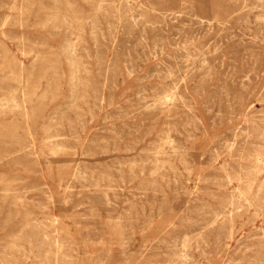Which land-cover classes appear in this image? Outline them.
I'll return each mask as SVG.
<instances>
[{
  "label": "rangeland",
  "instance_id": "obj_1",
  "mask_svg": "<svg viewBox=\"0 0 264 264\" xmlns=\"http://www.w3.org/2000/svg\"><path fill=\"white\" fill-rule=\"evenodd\" d=\"M263 161L264 0H0V264H264Z\"/></svg>",
  "mask_w": 264,
  "mask_h": 264
},
{
  "label": "bare ground",
  "instance_id": "obj_2",
  "mask_svg": "<svg viewBox=\"0 0 264 264\" xmlns=\"http://www.w3.org/2000/svg\"><path fill=\"white\" fill-rule=\"evenodd\" d=\"M93 1V0H92ZM99 1V0H98ZM15 5V4H14ZM24 6V5H23ZM97 6V5H96ZM100 6V5H99ZM103 6H101L100 8H102ZM97 8H98V6H97ZM22 10V9H21ZM26 10V9H25ZM102 10V9H101ZM27 14V13H26ZM21 15V14H20ZM65 17H67V16H65ZM69 17V16H68ZM78 21H80V20H78ZM71 22V21H70ZM69 24V23H68ZM73 25V24H72ZM77 28V27H76ZM68 29V28H67ZM2 31V30H1ZM3 32V31H2ZM71 33V32H70ZM72 33H73V31H72ZM68 40H70V39H68ZM76 44V43H75ZM74 47H75V45H73ZM72 53V52H71ZM74 55V54H73ZM75 57V56H74ZM42 59V58H41ZM75 62V61H74ZM51 65V64H50ZM49 66V65H48ZM22 67V66H21ZM20 67V68H21ZM19 68V67H18ZM44 68V67H43ZM21 70H22V68H21ZM107 73V72H106ZM105 73V74H106ZM16 75V74H15ZM43 75H41V77H42ZM18 78V77H17ZM13 79H14V77H13ZM12 79V80H13ZM14 84V83H13ZM14 88V87H13ZM165 89V88H164ZM163 92H161V94H162ZM160 94V93H159ZM166 99V98H165ZM26 114V113H25ZM174 114V113H173ZM176 116H177V114H176ZM151 132V131H150ZM261 146V145H260ZM262 147V146H261ZM35 149V148H34ZM36 154V153H35ZM258 156V155H257ZM257 158V157H256ZM256 162V161H255ZM264 162V161H263ZM256 165V164H255ZM252 167V166H251ZM255 168V167H254ZM256 169V168H255ZM240 191V190H239ZM243 192V191H242ZM242 194V193H241ZM244 194V193H243ZM261 202H263V201H261Z\"/></svg>",
  "mask_w": 264,
  "mask_h": 264
}]
</instances>
